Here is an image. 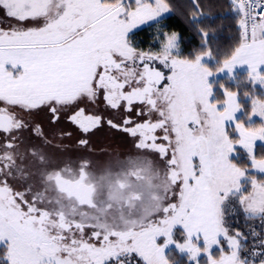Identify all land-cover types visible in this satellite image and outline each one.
<instances>
[{"label":"snow or ice","instance_id":"snow-or-ice-1","mask_svg":"<svg viewBox=\"0 0 264 264\" xmlns=\"http://www.w3.org/2000/svg\"><path fill=\"white\" fill-rule=\"evenodd\" d=\"M215 6L0 0V264H264V0H229L237 43L214 56ZM105 128L134 152L94 149Z\"/></svg>","mask_w":264,"mask_h":264},{"label":"trees","instance_id":"trees-1","mask_svg":"<svg viewBox=\"0 0 264 264\" xmlns=\"http://www.w3.org/2000/svg\"><path fill=\"white\" fill-rule=\"evenodd\" d=\"M175 2V0H172ZM215 7L212 9V12L215 14V19L212 22V29L215 30V39L212 40V49L214 56L216 55V50L219 49L221 52L228 51L232 47H234L237 43V30L235 27V20L229 10V0H214ZM163 23L169 25L171 29L180 30L186 39V43L184 45L185 52L191 50L195 47L200 38L198 36L193 35L190 31H188L185 27L184 22L180 19L178 15H173L167 17ZM156 26L152 27H142L135 32V40L139 41L140 46L143 48H149L152 43L151 34L155 31ZM213 66V65H209ZM241 79L246 77V72H239ZM220 83L225 84L227 88L231 91H238L240 94L241 102H244V92H252L253 88L250 85L241 84L239 89L237 88L236 84L230 82L227 77L221 74L220 76ZM259 92V86L255 89ZM216 96L219 97V100H223V90L219 87H216ZM256 125L260 123L259 119L255 121ZM238 152L241 154V158L243 159L244 163H246V158H244V150L238 148ZM243 166V164L241 165Z\"/></svg>","mask_w":264,"mask_h":264},{"label":"rangeland","instance_id":"rangeland-1","mask_svg":"<svg viewBox=\"0 0 264 264\" xmlns=\"http://www.w3.org/2000/svg\"><path fill=\"white\" fill-rule=\"evenodd\" d=\"M0 26H3V25H0ZM142 27H145V26H141V28ZM136 31H138V29L134 30V32H136ZM134 36L131 37L133 39V41L135 40ZM134 43H136V45L139 48H141V49H144V50L148 49V48L145 49L142 46H140V42L137 41V40L134 41ZM220 76H221V74H220ZM217 99H219V97H217ZM81 106H83V105H81ZM89 108H90V110H95L98 114L99 113H103L108 118L112 117V114L110 112H107V111L104 110V105H103L102 101L99 103V107L98 108L93 109V106H89ZM41 117H40V119H35V120L37 122L41 121V123H43V125L46 128L54 127L58 131L59 130H63L65 132H71L72 133V138L65 140L64 143L68 144L70 146L75 144V141L79 137L80 134H79L78 129L74 125H72L71 123L68 122L67 123L68 124V126H67L68 128L65 127L66 125L63 126L64 124H59V125L52 126V125L48 124V121H47L46 117H43V116H41ZM26 118L33 119V117H26ZM258 119L259 118H256L255 121H257ZM62 122L65 123L66 121L63 120ZM256 126L258 127L259 124L256 125ZM257 143L259 145L260 142L258 141ZM91 144H92V147L94 149H96L97 151L106 150V151L112 153L113 156L117 152H119V153L134 152L133 141H132V139L130 137H128V136H126L124 134H121L119 132H116L114 130H108L107 128H105L104 130H102L100 132H97L94 136H92L91 137ZM101 158L102 159H108L109 157L104 156V157H101ZM241 227H243V225H241Z\"/></svg>","mask_w":264,"mask_h":264},{"label":"flooded vegetation","instance_id":"flooded-vegetation-1","mask_svg":"<svg viewBox=\"0 0 264 264\" xmlns=\"http://www.w3.org/2000/svg\"><path fill=\"white\" fill-rule=\"evenodd\" d=\"M70 114V113H69ZM41 116H43V117H45V115L43 114V113H40V114H37V115H35V117H33V119H40V117ZM42 118V117H41ZM63 120H65L66 122L65 123H63L62 121ZM41 122V121H40ZM68 120H67V117L66 116H64V117H62V119L60 120V122L57 124V125H59V124H64L63 126H65L66 128H68L67 126H68Z\"/></svg>","mask_w":264,"mask_h":264},{"label":"crops","instance_id":"crops-1","mask_svg":"<svg viewBox=\"0 0 264 264\" xmlns=\"http://www.w3.org/2000/svg\"><path fill=\"white\" fill-rule=\"evenodd\" d=\"M238 72H244L242 69H238ZM223 75V74H222Z\"/></svg>","mask_w":264,"mask_h":264}]
</instances>
